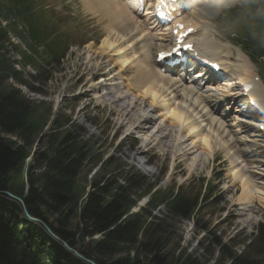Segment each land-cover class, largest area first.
<instances>
[{
	"label": "trees",
	"instance_id": "trees-1",
	"mask_svg": "<svg viewBox=\"0 0 264 264\" xmlns=\"http://www.w3.org/2000/svg\"><path fill=\"white\" fill-rule=\"evenodd\" d=\"M44 3L45 0H0L1 19L11 20L6 28L0 25V135L10 134L22 142V146L17 147V151L14 152L16 143L1 138L0 190H12L14 193L15 187L9 181V175L21 164V157L23 160L28 155L29 151L25 153L21 152V149L26 150L29 142L31 147L34 138L43 129L42 125L48 115L38 113L37 107L18 90L10 88L7 90L2 87L1 83L12 77L15 82L35 90L33 85L31 87L22 74L14 69V62L12 64L1 52L3 44L8 41V36L13 34L20 38L25 48L13 46L21 58L20 64L41 71L38 79L32 78L36 79L39 87L48 84L51 73L47 70L52 65L60 63L71 44V36L56 30L53 13L45 9ZM256 6L257 0H245L240 14L241 21L235 33L240 42L238 44L243 45V49L255 62L264 80V63L259 61L264 54V42L258 39L259 36L264 37V15L252 19L248 31V21L250 17H254ZM261 8L264 9V6ZM40 107H44L43 103ZM53 131L57 132V135L43 145L45 151L34 160L35 166L43 172L39 176H31L30 191L23 198L29 215L39 218L42 214L44 218H48L44 207L52 202L54 203L52 207L61 206L58 212L63 218L58 220L54 217L49 227L72 247L78 241L73 239L65 226L66 228L69 226L73 235L74 228H77L75 230L80 234L78 237L103 233L100 241L92 248L90 246L86 249L91 251L93 256L96 254L93 259L97 264H180L183 260L181 255L174 256L171 253L170 258L169 254L162 257L161 252L165 251V247L159 245L157 235L161 236L164 230H161V227L159 229V224L166 226L168 220L173 224L180 219L192 217L195 212L194 206L199 201L198 196L187 198L184 191L174 197L172 194L156 192L150 196L148 208L119 223L135 205V200L131 198L149 194L152 186L146 182L145 177L136 173L118 174L117 171L122 168L123 162L118 157H111L102 163L100 173L91 181L92 190L82 202L77 227H74L70 221L76 216L74 207L84 195L76 181L72 194L67 196L71 180L78 172L80 174L87 164L90 163L91 167L97 166L100 156H96L91 140L85 139L86 131L78 124L70 123L69 120H56ZM12 181L17 183L14 178ZM36 181L40 184L46 201L36 195L35 188L38 189ZM18 195L22 197L21 190ZM47 200H51V203ZM202 201L207 203L204 197ZM7 204L15 212L20 211L13 203ZM160 205L164 208L162 213H159L160 216L152 215V210ZM54 224L58 229H54L52 226ZM200 228L209 232L207 225ZM212 240L215 249L218 250V264H264V225H259L257 235L240 255L233 250L229 251V246L221 239L213 236ZM29 243H33L35 248L31 250ZM78 244L81 245L80 250H84L83 242ZM239 244L245 246V240ZM132 253L133 256H130ZM210 258L208 255L204 262ZM198 261L188 259L184 264H199ZM0 264L85 263L54 241L40 224L25 217L17 219L10 215L9 218L8 213L4 214L0 210Z\"/></svg>",
	"mask_w": 264,
	"mask_h": 264
},
{
	"label": "rangeland",
	"instance_id": "rangeland-1",
	"mask_svg": "<svg viewBox=\"0 0 264 264\" xmlns=\"http://www.w3.org/2000/svg\"><path fill=\"white\" fill-rule=\"evenodd\" d=\"M240 1L241 0H225L222 2H211L208 5L207 9L204 10L206 13L203 12L199 14V19L201 21H207L209 26L211 27V35H213L212 39L216 43V45L219 46V48L216 50V53H220L221 58H223L227 67V64L229 62L232 63L231 69H229V74L233 73L234 76L243 78L244 72H241L240 70L238 73H234L236 68L233 67V65L236 64L234 62L237 59V54H239L241 51L239 49L238 51L235 46L229 43V41H231V39L235 37L230 33L231 30H238V25L241 21L239 12L231 11V9H233V7H235ZM47 4L48 7L54 8L56 12L60 13V17H62L56 25V30L73 32L76 39L78 35V37L85 36V40L90 39L92 41L80 49L77 48V46L72 47L69 50L66 58L62 61L60 69L58 71H52L51 81H49L48 84L42 88L39 87V84L37 82H35V80L39 77L30 74L34 71L31 67L28 66L22 69L24 74L27 73V75H29L30 77H36L35 80L31 78V82L33 87L37 89L36 93H31L27 88L22 87L21 89L23 94L27 96V98L32 100L33 104L37 107L38 113H41L40 111L43 110L45 111V113H47L48 110H51L52 112L54 104L57 100H59L57 110H61L64 113L70 114L65 116H68L71 120L76 119L77 121H84L85 117H93L96 125L89 126V133L90 135H92V143L95 144L93 146V150L97 154L96 156H100L99 161H104L106 157L110 158V156H115L123 159L125 162L127 160L129 163H132V160L129 157L130 155L128 156L125 153V149L123 148L120 151L118 150V148L122 144H124V141L128 140V138L134 140L136 139L133 135L137 133L136 131H134L136 127H132L134 124L133 117L130 119H125L124 117H122V115H120L121 110H119V106H121L123 103H129V101L133 97L128 95L125 100L119 103H115V105L111 104L110 100L114 99V97L128 94L126 92V85L128 83H123H125V77L130 78L131 75H134V69H131L132 66L127 67L126 71L121 72V74L123 73L122 75L124 76V78L122 77L121 79L120 77H116L119 67L112 61L114 58L110 57L113 47L111 48V50H109L110 54L106 50H103L101 52L102 47L106 48L105 42L107 43L109 39H111V42L115 41L113 40L114 38L110 35L112 29L109 27V21L106 18L107 16L99 8H93L91 11L87 10L85 8V0H47ZM114 4L116 5L115 2ZM230 13L231 19H235V21L227 19ZM223 14L226 15V17ZM134 20L137 22L139 21L140 23L144 22L139 17L136 18V16L134 17ZM77 25L79 28L78 31ZM124 31L126 33H129V29H125ZM157 32L160 31H156V33ZM117 33L120 32L117 31ZM143 33L147 34L148 31L145 29ZM14 37L10 39L9 43L11 45L21 46V42L17 40L16 37ZM137 39L135 38L136 41L134 40V43L142 45L141 40ZM139 45L138 47H140ZM227 45H229V54H227L226 56L227 59H224L225 53L221 54L223 49L222 47H226ZM117 46L118 45L116 44L114 48ZM230 46L232 47V49H230ZM99 48L101 49L99 50ZM235 50H237V52L239 53H237ZM123 52V49L120 50L121 54H124ZM155 52L156 51L152 52V62L154 60ZM11 55L13 56V59H19L13 52H11ZM241 56L244 57L242 54ZM245 57L247 58L246 55ZM110 58H112V60ZM120 58H123V56H121ZM262 61L264 62V58L262 59ZM113 69H115V73L110 74L109 70ZM251 69L252 74L259 75V72L254 66ZM112 76H114L115 79L112 80ZM176 78L177 77L171 78V85L175 83L174 81H177L174 80ZM222 80H227V78L221 79L219 80V82H217L218 85L214 87L216 90L217 88H222V85L220 86V82ZM230 82L231 84H233L232 80H230ZM210 83L215 84L216 82L212 81ZM1 85L4 89L7 90H9V88H12L11 86L7 85V81L2 82ZM92 85H99L98 93L96 92L94 94L92 92ZM192 85H194V83H192ZM176 87L174 89H176ZM183 87L180 88L183 91H181V94L186 93V95H188V99L191 98L192 95L187 94V92L183 90ZM110 88L114 89L115 91L111 94V96L107 98V100H101L100 102H97V100H95V96L97 94L100 95L102 94V92H105ZM232 91L233 89H228V93L231 95V97L235 95V93H233ZM170 98H173V96ZM42 103L44 107L41 108L40 105ZM147 103L148 101L145 103L144 101L142 103L140 102V106L138 108H140L141 110V106H144L146 108H149L150 111L154 110L153 108L149 107V103ZM208 103L206 105L199 106L197 110H201V108L203 107V113H208V115L205 116V119H208L209 117L210 119L208 121L211 124V130L215 129V131L219 132L224 140L228 142L230 146L228 147L230 154L223 147H220L219 144L217 145L216 143H214V145H216V147L214 146V148L216 149H214V152L209 156L211 158L205 159V155H201L199 153L201 150H198L197 148L191 150V155L183 156L180 152H178V150L182 147L178 146V148L176 145L173 146V141L177 136H179L181 139L183 138L185 143L183 144L184 149H182L185 150L190 145L191 139H186V134L181 133L178 128L170 127L168 124L164 123V121H162V117L158 116V113L156 115L154 111H152L153 115H150L155 117L153 126L162 124L163 129H167L165 130V132L170 133L168 134L166 139H162V144H159V142L157 141V145H155V143H152L146 147L147 151L152 156L149 159V163H157V166L153 168L154 175H148L152 181L155 178L160 179V182L156 189H159L163 193L171 192L173 194L177 191L181 192V190H184L187 198H191L194 195H197L198 198H202L204 189L206 188V182L211 181L212 185L216 187L215 189L213 188V192H211L212 196L207 201V203H205L204 205L202 203L199 205V207H197L198 203H196L194 206V211L196 212L197 210L194 216L198 218V226L207 225L210 231L208 237L203 241V246H201V249L198 251V253L201 255L200 257L204 255L206 247L209 251V255L211 252L214 253L216 248L212 243V238L214 235L216 237H219L220 235L224 242H227L230 237L236 235L239 232L243 234V237H249L251 235L250 230L252 225L257 220H261L264 218V205L260 202H253L258 199L259 195L257 193V190L264 192V177L261 178V180L257 179L259 178L257 174H264V163L256 162V160L264 161V133H262L263 135L258 134L257 136V134L255 133V129H253L252 131H248L247 129H250V127L244 130L243 126H240L243 129L237 132L236 130H239V127H237L236 121L231 122V120H233L232 115L226 118L222 117V107L217 110V113L209 115L212 103ZM214 106L215 105H213V107ZM51 112L48 120L51 117ZM235 114L237 115L236 117L240 116L237 113ZM147 115L149 116V114ZM147 115L143 116L147 118ZM219 118H222V121L221 119L218 121ZM208 121L204 122L207 123ZM220 121L222 123H220ZM144 125L143 127H147L149 129L148 131L153 135V138L156 139V137H159L161 135L160 132L156 133L157 129L153 131L151 129V125ZM229 125H232V128H230ZM204 129L205 131H207L206 127ZM132 131H134V133L131 134ZM205 131L203 132L204 134H206ZM142 134L144 135V138L150 136V134L147 133L146 135L145 133ZM211 134L213 135L214 139V134L212 132ZM245 135H247V137ZM254 137L256 140L253 139ZM1 138L5 141L15 142V148L19 147L18 140L15 136L10 134L0 135V142H2ZM156 140H158V138ZM239 140L245 143L244 152L253 151V156L250 157L249 160H255L254 165L247 164L244 168H241L242 164L237 165V163H234L232 161V158L230 156L235 157L236 155L237 157L239 150H242L240 146L235 145V143L233 142ZM250 140H252L254 144L253 142L252 144H250ZM255 142H258V144L256 145ZM30 143L31 142H29V146L27 147V149H21V152L26 153L27 151H29ZM137 143H142V140L137 139ZM189 148H191V146H189ZM235 149H237L236 154L233 152V150ZM202 151L204 152L205 150ZM232 152L234 153V155L232 154ZM236 157L235 162H237ZM243 159V156H240V160ZM84 163L86 164V162ZM91 166L92 165L90 163L87 164L80 174L78 172V175L73 177L69 186V190L67 191V196L72 194L76 181H78L80 188H82L83 195L92 190V186L90 183L99 173L96 166H93L92 168ZM249 172L253 173L250 174ZM219 174L220 176H218ZM37 176H39V174ZM239 177L244 178V180L246 179L247 183L249 182V186L252 187L253 190H256L255 194L251 195V199H249L248 197L241 198V186H243V184H241L240 180H238ZM200 179H202L201 184L198 182V180ZM37 187L38 189L35 188L36 195L46 201L45 196H43L42 194L43 191L41 190V186L38 182ZM204 193L207 196L208 192ZM215 198L219 199L214 202ZM47 202L51 203V200H47ZM141 202H143V200ZM137 203H140V201L138 200ZM53 205L54 203L52 202L48 206L44 207V212L47 213L50 217H56V219L58 220L62 219L63 216L60 217V212H58V208H60L61 206L52 207ZM3 213L6 214L5 212ZM261 214L263 217L259 219V216ZM15 218L21 219L22 216L21 214L15 215ZM51 220L52 218H50V222ZM77 220L78 219L75 216L71 221L73 225H75L74 227H77ZM168 221L169 222H167L168 224L166 226L158 223L159 229L161 227V230H164V233L163 231L161 232V234L163 233L161 236L157 235V238L160 241L159 245L165 247V251L161 252L162 257L169 254L168 257L170 258L171 253L173 252L172 247L178 245L180 249H187V252H193L194 250H196L197 247H194V241L196 240V238L200 239L204 233L200 230L198 232L196 231L195 227L192 226V220L188 219V221H182V219H180L178 221H175L173 224L170 220ZM52 226L54 227V229H58L57 226ZM65 229L68 230L69 234L73 237L74 240H77L78 243L86 242V237H78V235L80 234L77 233V230H75L77 228H74L73 230L75 232L74 235L73 232L69 230V226H67V228L65 226ZM96 235L100 238L93 236V242L100 241L103 233ZM241 238L242 237H238L235 240V243L239 242ZM237 249H240V247H238ZM78 252L81 254V257L84 256L83 258L86 261L87 259L92 260L96 255L94 254L93 256L91 251L87 250H78ZM130 256H133V253ZM74 257L77 258L76 256ZM207 257L208 255L205 256V258L203 257V259L205 260ZM77 259L79 260V258ZM214 259L215 257H211L205 262V264L211 263Z\"/></svg>",
	"mask_w": 264,
	"mask_h": 264
},
{
	"label": "bare ground",
	"instance_id": "bare-ground-1",
	"mask_svg": "<svg viewBox=\"0 0 264 264\" xmlns=\"http://www.w3.org/2000/svg\"><path fill=\"white\" fill-rule=\"evenodd\" d=\"M137 1L138 0H128V2L122 0H85L86 2L85 8L87 10L91 11L93 8H99L107 16L106 18L108 19L110 25L109 27L112 29L110 35L111 37L114 38L112 39L115 41L111 42V39H109L107 43L105 42L106 48L102 47V49L99 48V50L101 49V52L103 50H106L110 54L109 50H111V48L113 47L111 50L112 54L110 55V57H113L114 59L113 60L112 58L110 59L114 63H116V65L119 67L116 77L122 76L121 72L126 71L127 67L132 66L131 69H134V75L132 77L131 83L130 84L128 83L126 85L127 88L126 92L128 94L114 97V99L110 100L111 104L115 105V103H119L125 100L128 95L132 96L133 98L129 101V103H123L121 106H119V110H121L120 115H122V117H124L125 119H130L133 117L134 124L132 127L137 126V128H139L140 124L142 125L145 124V125H151L152 126L151 129L153 131L157 129L156 133L160 132L161 135L159 137H156V139L158 138L157 141L159 142V144H162V139H166V137L170 132H165L166 129H163L162 124L158 126H153L155 118L153 117L149 118V120L147 121L146 119L148 117L146 118L145 116L141 115V110L140 108H138L140 106L139 104L140 102L142 103L144 101L145 103L148 101L150 107H152L153 109L156 108L159 109L160 112H158V116L162 117V121H164V123L168 124L170 127L178 128L181 133L186 134L185 135L186 139L187 138L191 139L189 145L191 146V148H189L188 146L185 150H183L184 149L183 144L185 143L183 138L181 139L179 136H177L173 141V146L176 145L177 147L181 146L183 148V149L180 148L178 150V152H180L183 156L191 155L192 154L191 150L194 148H197L201 151L205 150L207 156H210L214 152V149H216L214 148V146L216 147L214 143H216L217 145L219 144L220 147H223L230 154V151L228 150L229 147L228 142L225 141L224 138L221 136V134L215 131V129L211 130V124L208 121L210 118L208 117V119H205V116L208 115V113L207 114L203 113V107L201 108V110H197V109L201 105H206L208 103V100L211 99L216 100L217 103H222V104L225 103V99L228 100L231 97V95L228 93V89H232L231 88L232 86H234L235 84H240L242 82H250L252 84L253 86L252 94L257 99L258 103H260L264 108V85L260 82H256L253 79V74L251 69L252 64L248 61V59L245 56L242 57L240 53L237 54V59L234 62L236 64L233 65V67L236 68L234 73H238L240 70L241 72L243 71L244 72L243 78L234 76L233 73L230 75L228 74L225 78H221V79L227 78V80L224 81L222 80L220 82V86L222 85V88H217V90L214 87H206V85L210 81L203 83V79H198L195 82H191V85L192 83H194V85L186 87L185 90L189 89V93L192 94V97L188 99V95H186V93L181 94L182 89L180 88H182L184 86L183 84L185 83L183 81L182 75H180L178 79H176L177 81H174L175 83L171 85V80L166 78L165 77L166 75L163 76L160 72V67H158L155 64V59L157 58V54L161 51V49H166L164 48L165 46L164 43L169 40L166 36V33H162V32L156 33V31L158 30L155 27H151L152 30L148 31L146 29L145 23L142 25L138 23L139 21L136 22L134 20L135 15L131 11L132 9L130 7V4H132L134 7H137L136 9H140L138 8ZM114 2L116 3V5L114 4ZM153 8H154V3L150 4L148 7L146 6L143 8L144 11L143 15L144 17H146L147 20L151 21V17L149 18L148 16L149 15L151 16L153 14ZM181 20L183 22H181ZM179 22L183 23L186 27L188 26L192 27L193 32L191 34L190 41L193 44V49L196 52H198L200 55H202L201 56L202 58L210 60L212 62H219L221 69L225 71L227 70L229 72L232 63L229 62L227 64L228 65L227 67L225 61L223 60V58H221L220 53H216V50L219 48V46L216 45V43L212 39L213 35H211V30H210L211 27L209 26L208 22L205 20L201 21L197 13H189L188 16L182 17L179 20ZM125 29H129V33H126L124 31ZM145 29L148 31L147 34L143 33ZM117 31L120 33H117ZM122 31H124L125 33ZM135 38L140 39L142 45L134 43L136 41ZM116 44L118 46L114 48ZM138 45L140 47H138ZM222 48L223 49L221 54L225 53L224 59H227L226 56L227 54H229L228 51L229 46ZM122 49L124 51L123 52L124 54L120 53V50ZM153 51L156 52H155L154 60L152 62L151 60H152ZM121 56H123V58H120ZM112 71L113 70H109V73L112 74ZM199 76L200 75H197V78ZM113 79H115L114 76H112V80ZM230 80L233 81V84H231ZM175 87L176 89H174ZM91 90L94 94L96 92L98 93L99 85H92ZM114 91L115 90L112 88L107 89L105 92H102V94L100 95L97 94L95 96V100H97V102H100L101 100L105 101L109 96H111V94ZM171 95L173 96V98H170L172 97ZM250 98L252 99V97ZM246 102L248 101L242 103L241 107H245ZM215 106H219V105L215 104ZM229 109L231 110L229 105H226L223 108V112H226L224 113L225 115L224 117H227ZM210 112H212L211 109ZM213 113H215L214 110ZM235 113L239 114V109H235L232 112V114ZM204 121H208V122L205 123ZM235 121L237 127L243 126V128L250 127L251 129V127L254 125L251 122H249L250 125L244 123V120H239L238 117L234 118V122ZM203 127L204 128L206 127L207 131H205ZM229 127H232V125H229ZM140 129H144V128L140 127ZM145 129L146 132L144 131V133L146 135L149 129L147 127ZM204 131L206 133L205 135H203ZM211 132L215 136L214 139ZM202 138H205L203 145H201L200 143ZM249 142L252 143L253 141L250 140ZM232 154L234 155L233 152ZM231 158L234 163H237L235 162L234 157ZM241 178L242 177H239V179ZM242 183L243 186H241L242 187L241 198L248 197L249 199H251V195H254V192L256 190H253V188L249 186V182L247 183V180H243ZM6 211L7 208L5 209V212ZM23 240L25 239L23 238ZM212 257L216 258V256H212Z\"/></svg>",
	"mask_w": 264,
	"mask_h": 264
},
{
	"label": "water",
	"instance_id": "water-1",
	"mask_svg": "<svg viewBox=\"0 0 264 264\" xmlns=\"http://www.w3.org/2000/svg\"><path fill=\"white\" fill-rule=\"evenodd\" d=\"M32 220H34V221H38L37 219H32ZM39 222H40V221H39ZM43 226L48 230V232H49L50 234H52V236H53L55 239H57L59 242H61V243L63 244V246L66 247V248L68 249V245H67V243H66L65 241L59 239V238L56 237L53 233H51L50 229H49L45 224H43ZM72 251H73V250H72ZM73 252H74V254H75L77 257H79V259H81V260L87 262L88 264H96L95 262H93V261L90 260V259H87V261H86L83 257H81V255H80L78 252H75V251H73ZM77 254H78V255H77Z\"/></svg>",
	"mask_w": 264,
	"mask_h": 264
},
{
	"label": "snow or ice",
	"instance_id": "snow-or-ice-1",
	"mask_svg": "<svg viewBox=\"0 0 264 264\" xmlns=\"http://www.w3.org/2000/svg\"><path fill=\"white\" fill-rule=\"evenodd\" d=\"M179 27H181V28H182L183 26H182V25H180ZM189 31H191V29H189ZM188 47H190V46H188Z\"/></svg>",
	"mask_w": 264,
	"mask_h": 264
}]
</instances>
